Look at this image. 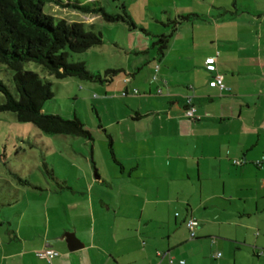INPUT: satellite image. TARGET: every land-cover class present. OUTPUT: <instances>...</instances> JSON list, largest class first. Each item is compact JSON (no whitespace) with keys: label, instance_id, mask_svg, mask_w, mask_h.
Instances as JSON below:
<instances>
[{"label":"crops","instance_id":"1","mask_svg":"<svg viewBox=\"0 0 264 264\" xmlns=\"http://www.w3.org/2000/svg\"><path fill=\"white\" fill-rule=\"evenodd\" d=\"M187 1L176 15L195 17L152 58L151 80H124L116 169L58 178L70 188L2 220L0 264H264V0ZM209 58L227 90L210 86Z\"/></svg>","mask_w":264,"mask_h":264},{"label":"rangeland","instance_id":"2","mask_svg":"<svg viewBox=\"0 0 264 264\" xmlns=\"http://www.w3.org/2000/svg\"><path fill=\"white\" fill-rule=\"evenodd\" d=\"M86 1L61 0L58 6L47 4L44 13L70 22L85 21L94 25L92 30L103 35V44L82 54H72L69 62H84L92 73L100 75L118 70L112 82H108L110 76L105 77V82L76 77L57 79L35 62L24 64V70L36 72L52 82L55 96L44 105L43 112L60 115L64 119L77 117L93 140L48 135L34 124L20 123L14 113H0V225L5 218L18 220L29 203L41 208L48 193L55 190L54 182L46 174V166L54 170L57 178L74 184L83 181V170L88 169L94 178L98 170L110 174L116 169L110 141L115 130L111 125L116 118L126 116L130 95L133 96L123 95L125 89L121 88H125L124 80H132L136 76L145 82L151 80L152 76L148 73L158 59V47L155 45L158 36L171 31V27L165 24L178 17L176 5L181 9L193 3L187 0H99V5L109 14H128L136 26L133 28L130 23H109L100 16H88L62 7L63 4H84ZM136 67L139 68L138 73L129 75V68L134 70ZM13 77L14 72L0 64V81L15 92ZM138 81L142 85H135L134 88L139 93L145 82ZM3 100L4 96L0 93V103ZM114 148L125 151V146L117 139ZM83 155L89 159L93 155L96 166L93 167L92 162L87 163V167ZM22 180L29 184H22Z\"/></svg>","mask_w":264,"mask_h":264},{"label":"trees","instance_id":"3","mask_svg":"<svg viewBox=\"0 0 264 264\" xmlns=\"http://www.w3.org/2000/svg\"><path fill=\"white\" fill-rule=\"evenodd\" d=\"M116 1V0H113ZM61 0H0V64L14 72L15 92L0 81V93L4 100L0 103V113H14L20 123L34 124L48 135H64L93 140L91 133L77 117L64 119L60 115L46 114L44 105L53 100L52 82L38 73L24 70V64L35 62L50 76L57 79L76 77L91 82H112L118 70L106 71L104 75L92 73L84 62L71 63L72 54H82L102 45L103 35L92 30V23L67 21L44 13L47 4L60 5ZM62 7L81 12L88 16H100L109 23H130L132 19L123 14H109L99 5V0L86 3L63 4ZM194 15L178 16L170 19L171 31L158 36L155 45L157 55L163 56L177 28ZM46 174L56 191L70 187L56 177L54 170L46 166ZM22 184L29 182L22 180ZM11 206V203H9Z\"/></svg>","mask_w":264,"mask_h":264},{"label":"built area","instance_id":"4","mask_svg":"<svg viewBox=\"0 0 264 264\" xmlns=\"http://www.w3.org/2000/svg\"><path fill=\"white\" fill-rule=\"evenodd\" d=\"M216 58H209L206 60V68L209 72L214 73L215 76L213 77V80L210 82V86L212 88H218L221 91L227 90L225 83H224V76L222 74L217 73L216 69ZM134 93L137 94L138 90L135 89ZM128 93L125 92L123 95L126 96ZM188 108L186 109L185 115L190 118L194 119L196 117V108L191 105V99L188 101ZM235 163L240 164V161H236ZM196 221L194 219H191L187 222V226L191 232V237L195 238L196 237ZM43 256L47 257L48 259L52 260L58 257L60 254L59 252L53 250V249H46L41 253ZM220 256V254H219ZM171 264H174V260L171 259L170 261ZM179 264H185L184 260L178 261Z\"/></svg>","mask_w":264,"mask_h":264}]
</instances>
